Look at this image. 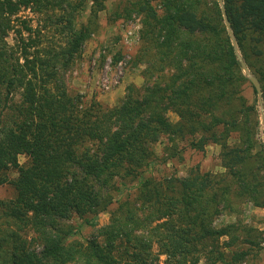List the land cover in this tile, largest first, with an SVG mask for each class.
Wrapping results in <instances>:
<instances>
[{
    "label": "trees",
    "instance_id": "1",
    "mask_svg": "<svg viewBox=\"0 0 264 264\" xmlns=\"http://www.w3.org/2000/svg\"><path fill=\"white\" fill-rule=\"evenodd\" d=\"M107 1L0 0V186L14 193L0 200V264H253L264 230L242 214L264 209V146L256 93L217 1H122L114 19L139 16L131 65L142 84L127 85L112 107L63 80ZM222 1L264 108V0ZM26 9L44 15L64 46L39 48L24 20L28 39L13 30ZM209 146L219 148L221 171L158 173ZM74 219L95 229L85 242Z\"/></svg>",
    "mask_w": 264,
    "mask_h": 264
},
{
    "label": "rangeland",
    "instance_id": "2",
    "mask_svg": "<svg viewBox=\"0 0 264 264\" xmlns=\"http://www.w3.org/2000/svg\"><path fill=\"white\" fill-rule=\"evenodd\" d=\"M122 1L123 0H108L105 2V10L99 13L98 31L92 34L83 44L79 55L73 60L72 64L63 74L64 84L70 93L81 94L86 100L94 99L107 107H112L119 102L127 85L133 84L139 87L142 84V79L139 76L138 70L131 65V60L139 46L138 31L140 27L138 24L131 25L130 21L136 20L139 22V16L137 17L136 14H132L127 19H114V12H121L125 2H127ZM22 20L26 21V25L32 29L33 33H31V38L37 39L40 44L39 48L55 52L64 46L63 38L55 35L54 29L49 27L46 23L44 15L35 14L29 9H26L12 18L11 25L13 30H20L23 38L28 39L30 36L21 28ZM13 30L9 32L7 42L17 50L20 43H18ZM128 31L132 32L131 39L133 41L131 44L125 42V36ZM102 56L105 58L100 66L99 63ZM114 58L118 59L114 60ZM125 60L127 61L119 83L110 90H104L102 88L103 66L106 63H110L112 68H116L119 62H124ZM168 117L172 122L176 121V117L173 114H168ZM258 140L263 144L264 134L261 127L258 132ZM163 143H165V139L154 147V151L158 157L162 155ZM218 153L219 148L217 146H209L204 152H195L187 149L182 154L181 160L175 158L166 165H159L157 170L159 174L182 175L186 169L198 164L202 171L219 172L222 169L220 168ZM18 159L21 164L25 161L23 156H19ZM13 176L14 174L11 173L10 177ZM13 197L14 193L10 186H0V200H11ZM108 217L109 215L107 212L100 214L97 219L98 226L104 225L108 221ZM242 219L250 226L259 230H264V209H254L250 206H246L243 209ZM221 221H226V218H222L218 222ZM71 222L74 225H80V230L75 236V239L82 242H85L95 231V229L82 224L80 219H74ZM199 264H204V262L200 261ZM253 264H264V244L259 253V260Z\"/></svg>",
    "mask_w": 264,
    "mask_h": 264
},
{
    "label": "water",
    "instance_id": "3",
    "mask_svg": "<svg viewBox=\"0 0 264 264\" xmlns=\"http://www.w3.org/2000/svg\"><path fill=\"white\" fill-rule=\"evenodd\" d=\"M221 14H222V18H223V23L225 25V28L227 30V34L229 36L230 42L232 44V47L234 49V53L235 56L237 58V61L239 63V66L244 74V76L246 77V79L249 81V83L252 85L255 93H256V99H257V104H256V108L258 111V115H259V121H260V127L262 128V132L264 134V108H263V102H262V90H261V85L258 81V79L250 72V70L248 69L246 63L244 62L242 56L240 55V52L238 50L235 38L233 36L232 30L230 28V24L224 9V5H223V1L222 0H216ZM264 144V141H263ZM264 146V145H263Z\"/></svg>",
    "mask_w": 264,
    "mask_h": 264
},
{
    "label": "built area",
    "instance_id": "4",
    "mask_svg": "<svg viewBox=\"0 0 264 264\" xmlns=\"http://www.w3.org/2000/svg\"><path fill=\"white\" fill-rule=\"evenodd\" d=\"M130 22H131L130 23L131 25L138 24V26L140 27L138 21L133 20V21H130ZM132 22H137V23H132ZM131 37H132V32L128 31L126 36H125V42L127 44H131L132 43L133 40L131 39ZM138 40H139V37H138ZM138 40L136 38L137 42H138ZM126 61L127 60H125L124 62H119L117 64L116 68H112L110 63H106L103 66V84H102V88L104 90H106V91L110 90V89H112L113 87H115L119 83V81L121 79V76H122V71L124 70V67H125V64H126Z\"/></svg>",
    "mask_w": 264,
    "mask_h": 264
}]
</instances>
